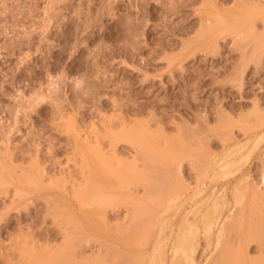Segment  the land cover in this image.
Wrapping results in <instances>:
<instances>
[{"label": "rangeland", "instance_id": "obj_1", "mask_svg": "<svg viewBox=\"0 0 264 264\" xmlns=\"http://www.w3.org/2000/svg\"><path fill=\"white\" fill-rule=\"evenodd\" d=\"M238 3L241 0H0V264H132L139 261L133 259L136 255L145 259L156 249L155 237H148L152 229L145 232L147 219L160 213L167 193L185 202L200 183L197 171L206 161L201 171L213 163L218 169L212 166L205 180L202 195L209 196L207 204L212 206L207 208L213 214L232 206L239 211L222 238L211 246L201 239L198 263L211 258L209 264H264L259 254L264 234V0H242L243 7ZM215 4L227 16L256 4L254 20L246 21L257 27L243 38L224 25L203 34V18L214 12ZM126 122L134 124L131 136L121 133ZM138 131L146 135L138 136ZM134 135L136 142L151 143L143 149L148 159L133 161L140 149ZM167 139L174 148L169 149L177 152L172 156L167 150L169 156L180 157L182 172L176 162L166 165L162 160ZM96 147L131 158L129 164L146 170L143 179L125 178L123 163L116 176L109 171L105 176L85 174L84 153ZM91 161L93 166L99 163ZM225 163L227 168H219ZM165 169L173 176L165 177ZM240 178L246 179L243 185ZM237 182L242 187L235 190ZM87 183L92 184V191L87 186L89 195L83 190ZM111 184L119 187L110 196L118 197L108 194L103 203L98 193ZM252 195L262 209L258 204V209L251 208ZM186 202L187 215L192 216ZM104 214L108 221L101 218ZM213 214L204 222L208 229L215 226ZM114 222L128 224L126 230ZM165 253L170 256L172 248Z\"/></svg>", "mask_w": 264, "mask_h": 264}, {"label": "bare ground", "instance_id": "obj_2", "mask_svg": "<svg viewBox=\"0 0 264 264\" xmlns=\"http://www.w3.org/2000/svg\"><path fill=\"white\" fill-rule=\"evenodd\" d=\"M238 1H240V0H238ZM262 1V0H261ZM236 2V1H235ZM237 4V3H236ZM236 4L234 3V5L236 6ZM239 4V3H238ZM243 3H242V0H241V4H239V5H242ZM232 5V4H231ZM239 5H237V7H239ZM244 5V4H243ZM243 5L241 6V7H243ZM252 5H254V6H252ZM255 5L256 4H247L246 6H245V9L244 10H242V11H238V12H236V13H232V14H229L228 16L227 15H225L224 14V12L225 11H223V10H221L216 4L214 5L215 7H214V12H212L211 14H210V16L208 17V18H203V23H202V32H203V34L204 33H206V32H208L209 30H212V26H218V25H224L225 27H226V29H228L229 31H231L232 33H234L235 34V37L236 36H241L242 38L243 37H245V32L246 31H251V32H253L254 31V29L257 27H255V24H254V21H251V23L250 22H247L246 21V19H251V20H254L253 18H254V15H253V11H254V9H256V8H258L259 6H257V7H255ZM254 7V8H253ZM261 8H264V5H262V7ZM250 9V10H249ZM253 10V11H252ZM264 10V9H263ZM244 11H245V14H243L244 13ZM264 12V11H263ZM211 17V18H210ZM264 21V20H263ZM245 26H247L249 29H246L245 28ZM264 28V27H263ZM263 30V29H262ZM255 32H260L261 33V31H256L255 30ZM237 33V34H236ZM256 33V34H257ZM261 34H263V36H264V33H261ZM240 37V38H241ZM262 37V36H261ZM258 38V37H257ZM262 38H264V37H262ZM261 38V39H262ZM238 41H245V40H243V39H240V40H238ZM263 41L264 40H262V42L261 43H263ZM241 42V43H242ZM259 42H260V40H259ZM238 43H240V42H238ZM235 44H236V42H235ZM246 45V44H245ZM245 45H243V43L241 44V46H245ZM259 44H257V46H258ZM261 45V44H260ZM238 46V45H237ZM245 47H247V45L245 46ZM245 47H243V48H245ZM260 58V57H259ZM261 60V59H260ZM254 106H255V104H254ZM256 107V106H255ZM258 111V110H257ZM263 111V110H262ZM259 113H261L262 114V112L260 111ZM125 122V121H124ZM263 122H264V120H263ZM128 122H126L125 124H122V130H123V132L121 131V133H124V132H126L127 131V133H124V134H127V136H128V134H130V136H131V129H133L134 127V124H133V126L132 127H130L131 126V124H132V121H131V124L129 125V124H127ZM134 123V122H133ZM129 125V126H128ZM128 131H129V133H128ZM137 131V130H136ZM139 131H141V130H139ZM138 131V132H139ZM100 132V131H99ZM135 133V132H134ZM137 133V132H136ZM140 134H138L137 133V135L138 136H141V133H142V136L143 135H146V132L144 133L143 131L142 132H139ZM230 134V133H229ZM132 135H133V132H132ZM136 135V136H137ZM262 136H263V134H261ZM125 136V135H124ZM137 136V137H138ZM84 137V136H83ZM82 137V138H83ZM231 137V136H230ZM86 138V137H85ZM134 138H135V135H134ZM134 138H129V139H133V140H135ZM140 138V137H139ZM184 138V137H183ZM223 138V137H222ZM126 139H127V137H126ZM125 139V140H126ZM143 139V137H141L140 138V140H142ZM170 139V138H169ZM174 139H176V138H174ZM224 139V138H223ZM257 139V138H256ZM81 140V139H80ZM86 141H88L87 139H85ZM132 140V141H133ZM138 139H136L135 141H133V142H135V144L137 143V148H140V149H144V150H146V148L147 147H150L151 148V143L150 142H146V143H150V145H145V144H143V142H142V144H141V142H136ZM144 140V139H143ZM142 140V141H143ZM171 140V142L170 143H173L172 144V146L176 149V145H174L175 143L172 141V139H170ZM178 140H179V138H178ZM226 140V139H225ZM260 140V139H259ZM84 141V140H83ZM85 141V142H86ZM128 141V140H127ZM131 140H129V142H130ZM151 141H152V139H151ZM167 141H168V139H167ZM167 141H166V143H167ZM250 141V140H249ZM256 141V140H255ZM152 142H154V141H152ZM226 142V141H225ZM259 142V141H258ZM257 142V143H258ZM261 142V141H260ZM83 143V142H82ZM91 142H89L88 144H90ZM131 143V142H130ZM139 143V144H138ZM170 143H169V141H168V144H165V145H167L168 146V149H166L167 147H165V145L163 146V149L161 150V151H167V150H170L171 148H173L171 145H170ZM255 143V142H254ZM262 143V142H261ZM84 144V143H83ZM87 144V143H86ZM153 144V143H152ZM154 144H156L155 142H154ZM161 144V143H160ZM183 144V142L181 143V145ZM236 145H238L237 143H235ZM144 145V146H143ZM157 145V144H156ZM155 145V146H156ZM242 145V144H241ZM255 145V144H254ZM258 145V144H257ZM87 146V145H86ZM162 146V145H161ZM169 146H171V148L169 149ZM183 147H185L184 145H182ZM84 147V146H83ZM88 147H90L89 145H88ZM92 147V146H91ZM135 147V146H134ZM235 147V146H234ZM239 147V146H238ZM243 147V146H242ZM246 147V146H245ZM256 147V146H255ZM153 148V147H152ZM173 148V149H174ZM241 148V147H240ZM93 150L91 151L89 148H88V152H83L84 153V162L86 163V165H87V170L85 169V174L87 173L89 176H91V175H93V174H95V173H103V175H104V172L107 174L108 172L107 171H109L110 173H112V174H116L117 172H118V168L117 167H119L120 166V164L121 163H123V164H125V166H126V170H127V173H126V175L128 174V175H134V176H139V177H137V179H139L140 178V176L142 177V179H143V177H144V174L146 173V170L144 169V168H141V169H139L138 168V166L136 165L137 163H135V165H133V164H129V163H131V162H129V161H127L129 158H127V157H125V159H127V160H124V158H121V156H120V154L119 153H117V151H114L112 154H109L107 151H105L103 148H101V147H96V148H92ZM134 149H136V147L134 148ZM140 149H136L135 150V152L136 153H134V155H132L133 157H132V159H133V161L134 162H139V161H143L142 159H144V158H146V159H148V157H150V155L148 154V155H146L145 153H143L144 152V150L142 151V150H140ZM148 149V148H147ZM184 149V148H183ZM203 149V148H202ZM237 149V148H236ZM255 149V148H254ZM127 150V149H126ZM154 150V149H153ZM231 150V149H230ZM234 150V149H233ZM112 151V150H111ZM150 151L151 150H148V152L150 153ZM170 151H172V150H170ZM170 151H167V154H168V156L169 155H171V152ZM175 151V150H174ZM174 151H172V156H176V154H177V152L174 154L173 152ZM235 151V150H234ZM233 151V152H234ZM154 152V151H153ZM155 152H157L156 150H155ZM163 152H162V155H165V156H167L165 153L166 152H164V154H163ZM168 152H170V153H168ZM226 152H228L227 150H226ZM225 152V153H226ZM120 153H121V151H120ZM144 154V157H143V155L142 154ZM184 153V152H183ZM189 153V152H188ZM236 153V152H235ZM123 154V153H122ZM151 154H152V152H151ZM181 154V153H180ZM187 154V153H186ZM185 153H184V155H186ZM189 154H191V153H189ZM200 154V153H199ZM202 154V153H201ZM204 154V153H203ZM206 155H208L207 153H205ZM227 154V153H226ZM229 154H233V153H231V152H229ZM156 155V154H155ZM182 156H183V154H181ZM243 155H245V154H243ZM140 156H142V159H139V157ZM164 156V159L166 158ZM171 156V157H172ZM178 157H179V155H177ZM195 156V155H194ZM193 155L191 156V157H194ZM198 156V155H197ZM228 156H230V155H228ZM227 156V157H228ZM171 157L169 156V158L171 159ZM189 157V156H188ZM218 157V156H217ZM224 157V156H223ZM240 157H242V156H240ZM244 157V156H243ZM264 157V156H263ZM95 158H99L97 161H96V159ZM168 157L165 159V161H164V159H163V157H162V160H163V162H165L164 164H168L169 162V164H171L173 161H174V163L175 164H177V166H181V163L179 164V158H174V157H172V159L170 160ZM187 158V157H186ZM185 158V159H186ZM198 158V157H197ZM210 158V157H209ZM226 158V157H225ZM224 158V159H225ZM168 159L170 160V161H168ZM175 159V160H174ZM184 159V160H185ZM193 159V158H192ZM200 160H201V158H199ZM222 159V158H221ZM241 158H239V160H240ZM263 159V158H262ZM91 160H95L98 164L97 165H95V166H93V165H91L89 162L91 161ZM129 160H131V158L129 159ZM139 160V161H138ZM194 160V159H193ZM204 160H205V157H204ZM204 160H202V161H204ZM209 160V159H208ZM223 160V159H222ZM235 160V159H234ZM260 160H261V157H260ZM147 161V160H146ZM167 161V162H166ZM201 161V162H202ZM206 161V160H205ZM219 161V160H218ZM221 161V160H220ZM225 161V160H224ZM232 161V160H231ZM92 162V161H91ZM133 162V163H134ZM183 162V161H182ZM193 164H194V162H196V163H198L197 161H196V156H195V160H194V162L193 161H191ZM200 162V161H199ZM212 162V161H211ZM210 162V164H212L213 162H215V160L211 163ZM222 162V161H221ZM226 162H227V160H226ZM235 162V161H234ZM234 162H232V163H234ZM101 163V164H100ZM118 163V164H117ZM162 163V162H161ZM191 163V164H192ZM245 163V162H244ZM94 164V163H93ZM100 164V165H99ZM116 164V165H115ZM193 164H192V166H193ZM202 164H203V162H202ZM201 164V168H202V166H203V168H205V164H207V161L206 162H204V164L202 165ZM209 164V165H210ZM215 166H216V163H213ZM235 165H236V162L234 163ZM239 164H241V162L239 163ZM238 164V162H237V165H239ZM162 165V164H161ZM205 165V166H204ZM214 165H212L213 167H214ZM227 164L225 163V164H223V165H221V166H219V168H227V167H225ZM231 165H233V164H231ZM264 165V164H263ZM176 166V167H177ZM179 166V167H180ZM195 166V170H196V168L198 169V167H197V164L196 165H194ZM194 166H193V168L192 169H194ZM212 166H211V168H212ZM230 166V165H229ZM228 166V167H229ZM176 167H174V169L176 168ZM218 167V166H217ZM233 167V166H232ZM232 167L231 168H228V169H232ZM241 166L239 165V168H240ZM117 168V169H116ZM201 168H200V166H199V169H200V171H201ZM202 168V169H203ZM208 168H210V167H208ZM208 168H206V169H204L203 171H199V169H198V171H197V173H199V175L200 176H198V177H196V178H198L196 181H198L197 183H199V184H196V186H197V188L195 187L194 189V192H193V194H191L190 192V194H188V196H187V199H186V201L187 200H189V205H191L192 206V208H193V211H192V216H189V215H187L188 214V208H185V206H186V203H188V202H183V201H181V202H177V200H178V198L180 197L179 195H172V193H167V195H168V197H166L165 199H164V197H163V202H162V210L160 211V213L159 214H152V215H150L149 216V218L147 219V225H148V227H149V229H146L145 230V232H148L150 229H152V235L151 236H148V237H155V239H156V246H155V250H153V252L151 253V254H147V256L148 257H145V259L141 256V260H140V257H138L137 255L135 256V257H133V259L135 260L136 259V257H137V259L136 260H138L139 259V261L137 262L136 260V263H132V264H199L198 263V260L196 259V251H197V249L199 248V245L200 244H202L201 242V239H205L206 241V245L207 246H211V242L214 240V239H216V238H222V236L225 234V230H226V226L228 225L227 223H229V221L231 220V219H233L232 217H234L236 214H237V211H239L238 209H237V207L236 206H234L235 208H233V206L230 208L229 207V209L225 212V213H223L224 211H222V210H220L217 214H213V212L211 211V210H209V208H207V206H209L210 204H207L208 202H207V200H208V198H209V196H205L206 194H204V195H202L203 193H204V191L206 190V182H205V180H206V178H207V176H209V173L208 172H210V170H211V168L210 169H208ZM216 167H214V168H212L213 170L215 169ZM238 168V167H237ZM177 169H178V167H177ZM180 169H181V172H182V168L180 167L179 168V171H180ZM217 169V168H216ZM228 169H227V171H228ZM119 170H120V172H121V167L119 168ZM168 171V173H167V171ZM209 170V171H208ZM233 170V169H232ZM235 170V169H234ZM238 169H236V171H237ZM84 171V170H83ZM87 171V172H86ZM165 171H166V176L165 177H167L168 175L170 176H173L171 173L169 174V171L170 170H168V169H165ZM173 171V170H172ZM178 171V170H177ZM217 171H218V169H217ZM226 171V172H227ZM76 172V171H75ZM80 172H81V170H80ZM124 172V171H123ZM216 172V171H215ZM214 172V173H215ZM220 172V171H219ZM223 172V171H222ZM220 173V174H222V175H224V174H226V173ZM231 172V171H230ZM242 172V171H241ZM81 173H84V172H81ZM163 173V172H162ZM165 173V172H164ZM174 173H176V171H174ZM173 173V174H174ZM119 174H121V173H119ZM148 174V173H147ZM178 175L177 176H179L180 174L179 173H177ZM211 174V173H210ZM216 174H218V173H216ZM264 174V173H263ZM98 175V174H97ZM117 175V174H116ZM115 175V176H116ZM122 175V174H121ZM121 175H119V176H121ZM128 175L125 177V178H127L128 177ZM149 175V174H148ZM163 175H165V174H163ZM175 175V174H174ZM219 175V174H218ZM105 176V175H104ZM114 176V178H116ZM134 176L132 177L133 178V180H135L136 182H137V179H134ZM161 176V175H160ZM168 176V177H169ZM75 177V176H74ZM73 177V178H74ZM86 177H88V176H86ZM131 177V176H130ZM212 177V176H211ZM210 177V178H211ZM217 177V176H216ZM225 176H223V178H224ZM264 177V176H263ZM122 177H118V179H121ZM131 178V179H132ZM210 178H208L209 179V181L210 180H212V179H210ZM221 178V177H220ZM223 178H221V179H223ZM89 179H90V177H89ZM130 179V178H129ZM141 179V180H142ZM241 179V178H240ZM238 180V182H241L242 180H243V182H244V180H245V182H246V179H241V180ZM73 180V179H72ZM126 180V179H125ZM121 181L123 182V180L121 179ZM131 180H129V181H127L126 180V182H130ZM169 181V180H168ZM195 181V182H196ZM90 182V181H89ZM122 182H121V185L123 186V184H122ZM126 182H124L125 183V185H127L126 184ZM160 182H161V180H160ZM236 183L235 184V190H236V187L238 186H240V187H242V185L244 184V183H242L241 182V184L240 185H237V184H239V183ZM167 183V182H166ZM208 183V182H207ZM161 184V183H160ZM168 184V183H167ZM91 183H90V187H91ZM179 185V184H178ZM87 186H88V183L86 184V187H84L85 189H83V190H85V193H86V190L88 189V188H90L89 186H88V188H87ZM166 186V185H165ZM164 186V187H165ZM184 186V185H183ZM119 187V186H118ZM118 187L115 185V184H111V185H105L104 187H101L102 189H103V191L101 190V192H99L98 193V196L99 197H101V198H105V196H107V198H105L106 200L108 199V197L110 196V192H115L116 190H118ZM123 187H125V186H123ZM163 187V188H164ZM178 187V186H177ZM120 188L121 189H126V188H122L121 186H120ZM162 188V187H161ZM181 188V187H180ZM210 188V187H209ZM90 190L92 191V189L90 188ZM163 190V189H162ZM162 190H160V191H162ZM192 190H193V188H192ZM209 191H210V189H208ZM241 190H242V188L241 189H237V192L239 193V192H241ZM87 191H89V190H87ZM90 191V192H91ZM148 191V190H147ZM159 191V192H160ZM164 191V190H163ZM163 191H162V193H163ZM189 191V190H188ZM208 191V192H209ZM71 192V191H70ZM181 192V191H180ZM243 193V192H242ZM16 194H18L17 193V191H16ZM87 195H89V193H86ZM108 194H109V196H108ZM175 194H176V192H175ZM187 194V193H186ZM211 194V193H210ZM214 194V193H213ZM213 194H212V197H213ZM154 195V194H153ZM159 195V194H158ZM158 195L157 196H155L156 198H158V199H160L161 198V196H159L158 197ZM167 195H165V196H167ZM170 195H172V196H170ZM263 195V194H262ZM116 195H111L110 196V198H114ZM153 196V197H154ZM94 197H96L97 198V196H96V194H95V196ZM98 197V198H99ZM117 197L118 196H116L115 197V199H117ZM127 197H130V195H128ZM152 197V198H153ZM184 197V196H183ZM198 197H202L201 199L199 198V199H197ZM252 199H251V201H249L250 203H253V205L251 206V208H255V206L258 204V203H256L255 205H254V202H256L255 201V196H253L252 195ZM109 198V199H110ZM151 198V199H152ZM156 198L154 199L153 198V202H155L154 200H156ZM102 199V201H103V203H104V201H105V199L103 200ZM147 199V198H146ZM149 199H150V195H149ZM148 199V200H149ZM212 199V198H211ZM97 200V199H96ZM100 200V199H99ZM112 200V199H111ZM151 201V200H150ZM149 201V202H150ZM254 201V202H253ZM258 201V200H257ZM94 202V201H93ZM101 202V201H100ZM108 202V201H107ZM152 202V201H151ZM259 202V201H258ZM98 203V202H97ZM103 203H101L102 205H103ZM137 203V202H136ZM141 203V202H140ZM262 203H264L263 201H262ZM159 203H155L154 205L156 206V205H158ZM91 205V204H90ZM251 205V204H250ZM260 205H262V204H258V208H261V207H259ZM211 206V205H210ZM264 206V205H263ZM262 206V207H263ZM211 208H212V206H211ZM250 208V209H251ZM256 208H257V206H256ZM257 208V209H258ZM130 209V208H129ZM236 209V210H235ZM262 209V208H261ZM132 210V209H131ZM152 210V209H151ZM242 210V209H241ZM134 211V210H133ZM246 211V208L245 209H243V212L242 213H244ZM131 212V211H130ZM148 212V211H147ZM156 212V211H155ZM187 212V213H186ZM190 212V211H189ZM247 212V211H246ZM253 212V211H252ZM149 213V212H148ZM213 214V215H215V217H214V220H213V222H212V224H214L215 226L214 227H212V228H207V226L208 225H204V222L209 218V216H210V214ZM241 213V214H242ZM139 214V212H137V213H135L134 215H137L138 216V218H139V220H141L140 218V214ZM183 214V215H182ZM133 215V214H132ZM134 215H133V217H134ZM245 216V215H244ZM107 216L104 214V215H102L101 216V218H103V220H107L108 221V219L109 218H106ZM130 217V216H129ZM133 217H131V219L133 220ZM143 217V216H142ZM241 217V216H240ZM243 217V216H242ZM63 218V217H62ZM93 218V217H92ZM135 218V217H134ZM54 219H56V218H54ZM128 219H130V218H128L127 217V219L126 220H128ZM143 219V218H142ZM146 219V218H145ZM57 220V219H56ZM105 220V221H106ZM135 220V219H134ZM137 220V219H136ZM159 220V221H158ZM104 221V222H105ZM124 221H125V219H124ZM73 222V221H72ZM71 222V223H72ZM75 222V221H74ZM128 222V221H127ZM134 222H136V221H134ZM144 222V221H143ZM262 222V221H261ZM114 223H116V222H114ZM119 223V222H118ZM118 223H116L115 225H117L118 226ZM138 223H140V221H138ZM75 224V223H74ZM120 224V223H119ZM123 224V227H122V225L120 226L121 227V231L123 230V228L125 229V227L128 225H125V227H124V223H122ZM131 224V223H130ZM133 224V223H132ZM135 224V223H134ZM136 224H137V222H136ZM135 224V227L138 225H140V224H137L136 225ZM144 224V223H143ZM146 225V224H145ZM76 226V225H75ZM107 226H108V224H107ZM109 226H112V224H109ZM131 226V225H130ZM142 226V225H141ZM215 227H217V231H215L214 230V228ZM77 228V227H76ZM109 228V227H108ZM118 228H119V226H118ZM127 228V227H126ZM156 228H159V229H157V231L155 230ZM167 228H170V232H169V234L168 235H165L164 236V230L165 229H167ZM135 229H137V227L135 228ZM114 230V229H113ZM126 230V229H125ZM132 230H134V227L131 229V231ZM228 230H229V227H228ZM227 230V232H229ZM231 230H235V229H231ZM120 231V230H119ZM121 231H120V233H121ZM154 231V232H153ZM225 231V232H224ZM236 231V230H235ZM113 232V231H112ZM118 232V231H117ZM122 232H124V230L122 231ZM126 232V231H125ZM128 232H130V230H128ZM127 232V233H128ZM150 232V231H149ZM233 232V231H232ZM78 233V232H77ZM84 233H86V232H84ZM236 233H237V231H236ZM242 233V232H241ZM73 234V233H72ZM87 234V233H86ZM148 234V233H147ZM231 234V233H230ZM70 235V234H69ZM149 235V234H148ZM227 235V234H226ZM262 236H261V238H259V250H260V252H259V254H260V256H261V258L264 260V234H261ZM68 236V235H67ZM66 236V237H67ZM81 235H79V237H80ZM84 236H86V235H84ZM231 235H229V237H230ZM91 237V236H90ZM145 238L147 237V235L146 236H144ZM143 237V238H144ZM81 238V237H80ZM83 238V237H82ZM81 238V239H82ZM85 238V237H84ZM83 238V239H84ZM92 238V237H91ZM227 238V237H226ZM82 239V240H83ZM88 239V238H87ZM104 240V239H103ZM145 240V239H144ZM66 241H67V239H66ZM73 241V240H72ZM140 241H141V239H140ZM85 242H86V238H85ZM89 242V241H88ZM105 242V241H104ZM66 243H68V242H66ZM83 243H84V241H83ZM143 243H144V241H143ZM65 244V243H64ZM145 244H146V242H145ZM139 245H140V243H139ZM81 246V245H80ZM77 247H79V246H77ZM115 247V246H114ZM172 248V254L169 256V255H167L166 253H165V250L167 249V248ZM209 248V247H208ZM207 248V249H208ZM62 249V248H61ZM65 250H66V248H64ZM50 250V249H49ZM68 250V249H67ZM72 250V249H71ZM58 251H60V250H58ZM69 251V250H68ZM115 251V250H114ZM42 252H44V251H42ZM45 252H46V250H45ZM77 252V251H76ZM50 253H52L53 254V252H50ZM61 254V252H58V254ZM109 253V252H108ZM46 254H47V252H46ZM59 254V255H60ZM66 254V253H65ZM69 254H70V252H69ZM72 254V253H71ZM76 254V253H75ZM114 254V253H113ZM128 254V253H127ZM139 254V253H138ZM144 254V253H143ZM142 254V255H143ZM214 253H212V255H213ZM31 255V257H32V254H30ZM49 255V254H48ZM51 255V254H50ZM64 255V254H63ZM68 255V254H67ZM73 255H74V253H73ZM106 255V254H105ZM116 255V254H115ZM114 255V256H115ZM119 255V254H118ZM118 255H116V256H118ZM131 255V254H130ZM145 255V254H144ZM206 255V254H205ZM58 256V255H57ZM57 256H54V257H57ZM62 256V255H61ZM70 256V255H69ZM115 256V257H116ZM120 256V255H119ZM118 256V257H119ZM129 256V255H128ZM214 256V255H213ZM216 256V255H215ZM260 256H259V258H260ZM36 257V256H35ZM60 257V256H59ZM75 257H77V256H75ZM124 257V256H123ZM130 257V256H129ZM132 257V256H131ZM210 257V256H209ZM43 258V257H42ZM71 258V257H70ZM78 258V257H77ZM104 258V257H103ZM125 258V257H124ZM214 259H215V257H213ZM212 258V259H213ZM56 259H59L58 257L57 258H55V260ZM61 259V258H60ZM84 259V258H83ZM82 259V260H83ZM99 259V258H98ZM98 259H96V260H98ZM112 259V258H111ZM211 258H207V264H209L210 262L209 261H211L210 260ZM213 259V260H214ZM216 259H217V257H216ZM215 259V260H216ZM54 259H52V261H53ZM63 260V259H62ZM66 260V259H65ZM75 260H76V258H75ZM94 260V259H93ZM134 260H132L131 262H134ZM212 260V261H213ZM219 260V259H218ZM51 261V262H52ZM220 261V260H219ZM36 262H38V259H37V261ZM54 262V261H53ZM59 262V261H58ZM67 262H68V260H67ZM74 261H72V263H73ZM100 262V261H99ZM105 263H107L106 262V260L104 261ZM120 262V261H119ZM126 262V261H125ZM215 262V261H214ZM40 263V262H39ZM41 263H42V261H41ZM56 264H57V262H55ZM61 263H62V261H61ZM61 263H58V264H61ZM70 263V262H69ZM71 263V264H72ZM213 263V262H212ZM216 263H217V260H216ZM51 264V263H50ZM53 264V263H52ZM77 264V263H76ZM125 264V263H124Z\"/></svg>", "mask_w": 264, "mask_h": 264}]
</instances>
